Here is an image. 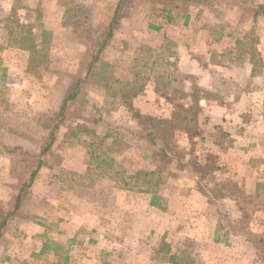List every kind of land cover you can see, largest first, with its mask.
Segmentation results:
<instances>
[{
  "label": "rangeland",
  "instance_id": "rangeland-1",
  "mask_svg": "<svg viewBox=\"0 0 264 264\" xmlns=\"http://www.w3.org/2000/svg\"><path fill=\"white\" fill-rule=\"evenodd\" d=\"M62 1L68 0H0V213L8 210L17 195L18 178L28 175L26 153L41 152L49 136L45 126L78 77L88 44L77 23L88 18L100 33L117 2L75 0L85 5L82 14L72 2L68 13ZM259 1L209 0L203 6L165 0L155 10L146 0L130 2L102 58L117 79L123 84L131 82L140 92L114 95L93 79L84 85L72 110L104 123L78 119L71 128H59L32 184L23 217L10 222L1 240L0 248L5 246V250L0 264H172L168 261L171 253H177L185 264H264V21L260 17L254 20L250 9ZM163 9L170 11L171 21ZM24 26L35 29L33 55L21 48L29 33ZM204 31L215 38L228 34V47L233 48L228 59H237L241 66L222 71L226 79L220 86L216 84L215 92L199 87L197 80L180 69L182 52L190 47L205 61L212 38L199 36ZM157 85L161 93L154 94ZM145 91L150 93L148 108L161 111L156 117L173 119L155 130L158 141L170 139L168 158L127 131L128 127L142 132L150 129L148 118L155 116L142 115L134 107L135 101L147 96ZM202 100L221 103L223 110L211 109L212 117L204 116ZM185 116L190 119L184 120ZM79 124L90 132L74 138L71 132ZM4 147L22 150L10 155ZM94 149L108 151L118 159L119 182L97 174L95 167L85 171ZM82 168V175L72 171ZM156 169L163 170L160 193H156L158 205L167 207V194L180 192L176 197L181 199L198 190L204 193L207 206L192 198L190 203L199 208L181 209L187 221L197 218L194 226L181 227V232H186L181 236L165 229L157 235L153 221L145 224L137 220V229L148 228L145 237L137 245L125 243L124 223L134 218L122 208L129 197L116 195L121 189L131 191L133 215L154 219V194L140 195L133 183L128 189L122 185L128 175ZM61 210L69 214L67 231L62 228L67 225ZM28 219L51 229L47 239L51 245L53 242V254L35 252L44 238L25 242L30 234L19 227ZM79 227H85L80 236L87 246H71L73 260L65 261L68 254L56 245L73 239ZM195 231L198 234L193 236ZM109 235L117 241L110 244ZM99 236L106 237L102 243ZM11 239L14 248L9 246ZM18 247L28 254L18 253Z\"/></svg>",
  "mask_w": 264,
  "mask_h": 264
},
{
  "label": "trees",
  "instance_id": "trees-1",
  "mask_svg": "<svg viewBox=\"0 0 264 264\" xmlns=\"http://www.w3.org/2000/svg\"><path fill=\"white\" fill-rule=\"evenodd\" d=\"M133 0H117L115 4V8L113 9V12L110 14L109 19L106 21L105 25L103 26L100 33H96L94 28L92 27L91 23L88 21V18L84 21L78 22L77 24L80 25V33L81 36L86 40L88 44V48L85 54V58L83 60L82 66L80 68V71L78 73V77L75 78L73 81L71 88L66 93L63 103L57 113L53 115V118L48 120V123L46 124V129L49 130V136L47 138V142L42 148L41 152L39 154H31L26 153L28 166L26 167V172H28V175L20 176L18 178V193L17 195L11 200V203L9 205L8 210L5 212L0 213V244L1 240L5 234L6 229L9 227L10 222L16 218V217H23L22 211L23 207L28 201L30 197V191L32 184L34 183L37 175L39 174L41 168L45 164V155L50 152V149L54 145L57 139L58 130L60 127H66L71 128L74 123L79 120H88L93 121L96 123H104V120H89L85 116L82 115L81 112L76 113V111L72 110V106L76 104L79 100V94L82 88L85 84L91 82L90 79H93V81H98L100 85L106 90V91H112L114 95L118 94L119 92H130L132 94H138L140 90H137L135 88V85H132L130 82H126L123 84V82L120 79H117L110 68V64L107 63L105 60H103L102 56L106 48L110 45L112 42L117 25L119 24L121 17L127 8V6L132 2ZM148 3H150L154 8L152 10H155V7L160 2H164L165 0H146ZM173 3H179V2H195L199 5L207 6L209 4V0H171ZM76 4L77 9L79 11H82L84 4L77 3L75 0H68L64 3L62 1V5H64L67 9V12L69 13L71 11L70 5ZM250 9L254 11V20H257L259 17H264V3H255L254 5L250 6ZM163 13L168 12L169 14L167 17V21H171V15L170 11H166L165 9L162 10ZM84 11H82V14ZM188 18V17H187ZM28 30V37H26L24 40L26 41L25 44L21 45V48L24 50L30 52L31 55L35 52V44H34V35H33V27L24 26V29ZM158 28V27H157ZM159 29V28H158ZM23 34V33H21ZM2 46L0 45V53L2 51ZM32 57V56H31ZM30 59V63H31ZM98 83V84H99ZM113 85H118L120 89L117 87H113ZM169 86V82L165 84V87ZM119 91H118V90ZM161 86L155 89L156 93H161ZM199 106V105H198ZM183 108H187L186 106H183ZM197 111V110H196ZM193 112V109H192ZM181 114V113H180ZM174 115V114H173ZM176 118L179 117L177 113H175ZM174 118V117H173ZM190 116H185L184 120H189ZM150 122V129L147 132H142L140 128H127V131L135 136H137L140 140L151 144L154 146L160 154L168 158L170 157V148L171 145L169 143L170 139H168L165 142H160L158 139H156V132L155 130L157 128H160L162 125L170 124L173 119H167V118H160V117H149L148 118ZM193 121V118H191ZM101 123V124H102ZM141 125L140 123H138ZM79 126V127H78ZM78 128L74 129L75 131L71 132V135L74 138H77L80 134L84 132H90L88 129L84 128L82 130V126L79 124ZM139 127V126H138ZM108 136V134L106 135ZM4 150H6L7 153L10 155H16L21 153V148H14L10 149L8 147H4ZM90 169L92 167H95V170L97 174L103 175V176H110L114 179V181H117L119 179V175H121L120 168L121 164L116 160V158L111 154L108 153H98L97 150H92L90 152ZM91 172V171H89ZM124 172V170H123ZM163 170L162 169H156V170H150V171H140L136 175H128V180H123V188L128 189L130 185L133 183V187L138 190V192H143L147 194H154L152 197L151 205L157 206L156 198L158 199V195L156 194L159 192V187L163 183V178L161 180ZM121 182V181H120ZM162 182V183H161ZM132 186V185H131ZM158 187V189H157ZM37 222H39L41 219H36ZM217 242H220L217 240ZM165 245V244H164ZM167 246V245H166ZM182 257H180L177 253H171L170 258H168V261L172 264H185L182 260Z\"/></svg>",
  "mask_w": 264,
  "mask_h": 264
},
{
  "label": "crops",
  "instance_id": "crops-1",
  "mask_svg": "<svg viewBox=\"0 0 264 264\" xmlns=\"http://www.w3.org/2000/svg\"><path fill=\"white\" fill-rule=\"evenodd\" d=\"M260 3H264V0L259 1ZM260 19L262 21H264V17H260ZM46 29V28H45ZM33 32L35 34V29H33ZM202 34L207 35L211 37L212 33L208 32V31H204V32H200L199 36H202ZM115 38V37H114ZM211 41L208 43V47L206 48V55H205V61L199 60V54L196 50V48L190 47V51L188 52H182V56H181V63H180V69L182 72H184V74L188 75L189 77H193V79L197 80L198 86L204 88L206 91H210V92H215L216 88V84H218V86H220L222 83H224V80L226 78L223 77V75H221L222 71H228V67L232 68L234 70H238L240 64L239 62H237V59H234V62H230L228 59V56L230 57V51L233 48H229L228 47V43H229V35L226 34L224 32V34H221L220 36H218L217 38L215 37H211ZM215 38V40L213 39ZM232 56V55H231ZM231 58V57H230ZM213 59V60H212ZM215 59L218 61L216 64ZM226 60V62H224ZM248 65L250 66V68H253V63L249 62ZM244 66H247V63L244 62ZM212 81L211 84H209V82ZM129 82V81H128ZM206 82V83H205ZM131 83V82H130ZM152 93H156L155 89L153 90ZM144 94H147V96H142L140 97V99H138V102L135 101L134 103V107L138 108L140 110V113L142 115H149V116H158L159 114H161L159 111V109L157 108V110L154 109H149L147 103V99H148V94H150L148 91H145ZM142 95V94H141ZM138 97V96H137ZM161 97H164L163 95ZM144 99V101H143ZM140 100V101H139ZM215 101H210V100H202L200 102V106L203 109V114L204 116H210L212 117L211 114H213L215 111L217 112H221L222 106L221 103H218ZM213 109V113H210V110ZM151 110V111H150ZM133 126V125H132ZM133 128V127H130ZM115 157V156H114ZM116 158V157H115ZM116 160L118 161V159L116 158ZM89 164H90V160L88 161V163L86 164V169L88 171L89 168ZM46 169V168H45ZM68 171V169H67ZM77 174H84V168H82L81 170H72ZM135 174V173H133ZM64 176L61 175V179H63ZM113 187H116L115 183H113ZM115 189V188H114ZM140 195L143 194H147V193H141L139 192ZM160 193V192H159ZM132 192L129 190H124L121 189L120 193H118L116 196L119 197H124L127 198L126 201H129L128 204L124 203L122 207L125 211H129V215L131 217L134 218V220L124 223V235L126 236L124 238L125 243H132L134 245L139 244V239L140 238H144L146 231L148 228H145L144 230L142 229H137L139 221L142 220L145 224H148L149 222L153 221V228L157 231V235L159 233L160 230L165 229V230H169L171 232H178L179 236H181V234H185L186 232H181L182 228L181 227H185L186 225L190 226H194L195 222L197 221V218L192 219V221H187L186 219L188 218V216H181V209H187V210H193L194 208L197 209L199 208L198 206H193L190 203V200L192 198H194L195 202H197V199L200 201L201 206H207V199L204 195L203 192H200L198 190H191L188 193L185 194V196L183 198H179L176 196L180 195L179 193H172V194H167L165 195L167 197V203L168 205H165L167 207H161L160 205L157 206H152L155 213H156V217L154 219H149L147 216H143V218L138 217L136 214L133 215V204L130 198L131 197ZM133 195V194H132ZM161 195V194H160ZM120 206H122V204H120ZM146 207H149V202L148 204H146ZM114 208H117L116 206V202L114 205ZM113 208V209H114ZM121 209V208H120ZM57 210V209H56ZM62 213V218L65 220V223L67 226L63 225V229L64 230H69L68 228H70L69 222H70V218L68 217L69 214L67 211H63L61 210ZM202 219V218H201ZM204 219V218H203ZM69 220V221H68ZM137 220H139L138 222H136ZM71 222H76L77 221L73 220ZM182 223V224H181ZM62 224H63V220H62ZM180 224V225H179ZM72 225V224H70ZM113 225H115L113 223ZM191 227V226H190ZM20 229L19 230H23L26 234L29 233V239H26L25 242H31L33 243L34 241H37L38 239H42L44 238L45 240L43 242H41V249L35 252L38 253H42L43 254H47V253H52L53 251L51 249V242L48 243V237L49 234L52 232L50 228H44L43 226L37 224L34 221L31 220H25L23 222L20 223ZM114 228L116 229V226H114ZM85 227H79L78 230H76L77 232L74 233V236L72 237L73 239L69 240V239H65L62 241H59L60 245H56L58 247H60V249L62 251H64L66 253V255L68 254V256L64 257L65 261H72V249L71 246H76V247H80V249H82V245L87 246V242L85 243L84 239H82V237L80 236L82 234V232L84 233ZM71 232V231H70ZM70 232H68L67 234L69 235ZM49 233V234H48ZM198 234V231H195L194 235ZM121 236V235H120ZM135 237L134 239L132 237ZM101 241V243L103 242V239H105L106 237L103 236H99L98 237ZM108 238L110 239L109 243L113 244L117 241V239H115L113 236L109 235ZM14 240V237H13ZM12 239L9 240L10 244L9 246L14 248V241ZM120 241H122V238H120ZM91 242V240L88 241V243ZM210 243H212V241H210ZM213 244V243H212ZM218 245V244H215ZM221 244H219L218 246H220ZM5 250V246H2L0 248V255H3ZM18 253H25L28 254L27 251L23 250V248H19L18 247ZM80 253H82V250L80 251ZM82 255V254H81ZM122 253H120L118 255L117 258L121 257ZM70 256V257H69ZM84 257V254L82 255V258ZM122 262V261H120ZM119 262V263H120Z\"/></svg>",
  "mask_w": 264,
  "mask_h": 264
}]
</instances>
